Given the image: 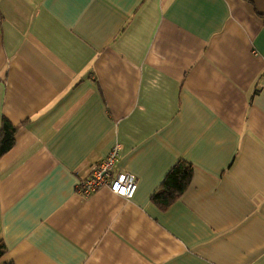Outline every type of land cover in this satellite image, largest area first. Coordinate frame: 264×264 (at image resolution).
Masks as SVG:
<instances>
[{"label": "crops", "instance_id": "crops-1", "mask_svg": "<svg viewBox=\"0 0 264 264\" xmlns=\"http://www.w3.org/2000/svg\"><path fill=\"white\" fill-rule=\"evenodd\" d=\"M3 120L0 264H264V0H0ZM116 144L133 198L78 195Z\"/></svg>", "mask_w": 264, "mask_h": 264}, {"label": "built area", "instance_id": "built-area-1", "mask_svg": "<svg viewBox=\"0 0 264 264\" xmlns=\"http://www.w3.org/2000/svg\"><path fill=\"white\" fill-rule=\"evenodd\" d=\"M120 153L121 148L116 144L102 160L93 164L88 177L77 183V194L88 198L101 189H107L121 199L131 200L137 189V179L130 173H115V165Z\"/></svg>", "mask_w": 264, "mask_h": 264}, {"label": "trees", "instance_id": "trees-1", "mask_svg": "<svg viewBox=\"0 0 264 264\" xmlns=\"http://www.w3.org/2000/svg\"><path fill=\"white\" fill-rule=\"evenodd\" d=\"M17 127H14L6 120L2 121L0 128V158L8 153L15 145V134ZM193 175L190 164L178 162L165 176L160 188L151 196L152 204L160 211H165L185 192ZM5 248L0 241V257L4 254Z\"/></svg>", "mask_w": 264, "mask_h": 264}]
</instances>
